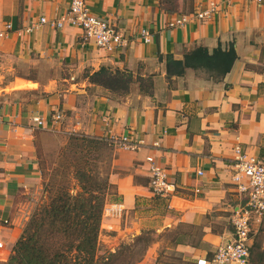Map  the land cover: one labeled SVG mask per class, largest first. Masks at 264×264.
I'll list each match as a JSON object with an SVG mask.
<instances>
[{"label": "crops", "instance_id": "0c3cea01", "mask_svg": "<svg viewBox=\"0 0 264 264\" xmlns=\"http://www.w3.org/2000/svg\"><path fill=\"white\" fill-rule=\"evenodd\" d=\"M71 1L0 0V30L12 24L0 37V248L11 251L42 189L35 133L55 129L108 137L115 146L109 171L115 193L101 235L126 236L155 222L157 231L173 233L170 243L189 264H198L232 237L239 205L235 147L264 160V0H86L127 39L115 50L86 41L80 27L38 24L42 16L51 21L65 14ZM210 2L217 7L210 17L169 25ZM231 44L238 56L224 77L194 68L168 77V54L183 59L197 45ZM102 66L131 72L129 90L92 82L89 75ZM148 77L150 93L140 80ZM56 108L65 111L64 120L53 119ZM148 156L167 171L164 196L151 190ZM153 198L165 212L135 213ZM182 226L200 229V238L186 240L190 232Z\"/></svg>", "mask_w": 264, "mask_h": 264}, {"label": "trees", "instance_id": "16d2710c", "mask_svg": "<svg viewBox=\"0 0 264 264\" xmlns=\"http://www.w3.org/2000/svg\"><path fill=\"white\" fill-rule=\"evenodd\" d=\"M237 56L233 44L228 48L218 46L213 50L197 45L183 59L168 54L167 75L169 78L180 76L187 68H194L222 78L231 70ZM89 78L120 93L127 92L134 79L129 71L111 70L106 66L90 74ZM140 80L144 84L142 88L150 93L153 80L150 77ZM108 144H113L108 137L72 133L67 150L61 152L54 174L63 175L61 171L72 166L80 191L72 193L66 178L58 176L56 182L50 181L51 187L56 190L55 195L47 205L37 208L31 215L13 246L10 259L4 264L108 263L109 257L99 254L102 220L110 193L108 190L112 187L109 171L104 173L99 169L103 161L102 151ZM250 235L252 242L246 264H264V216L258 231L255 234L250 232Z\"/></svg>", "mask_w": 264, "mask_h": 264}, {"label": "built area", "instance_id": "2783aa9c", "mask_svg": "<svg viewBox=\"0 0 264 264\" xmlns=\"http://www.w3.org/2000/svg\"><path fill=\"white\" fill-rule=\"evenodd\" d=\"M262 2L263 0H255ZM215 2H210L209 8L195 13L182 14L175 17L170 26L182 25L191 18L199 20L206 19L216 10ZM50 22L56 27H63L66 24L80 27L86 41H94L99 47L106 50H115L124 46L127 39L118 27L108 18L98 15L92 11L86 0H72L65 14L55 20L49 21L42 16L38 24ZM38 24L34 26H38ZM12 28L7 22L5 29L0 30V37L5 36ZM33 27L28 28L32 30ZM143 37L149 40V32L143 30ZM66 113L62 108L53 111V119L62 121ZM34 120L38 125H43V119L35 116ZM133 147V145H129ZM234 173L232 175L236 191L239 195V205L231 216V224L234 227L232 237L223 244H220L212 253L211 257L199 259L198 264H228L238 262L246 264L249 259V247L251 244L252 214L258 218L264 215V160L260 156L248 151L241 145L235 147ZM150 163V186L154 194L164 196L168 193L170 182L166 169L158 164L153 156H148ZM8 223V220H4ZM2 246V242H0Z\"/></svg>", "mask_w": 264, "mask_h": 264}, {"label": "rangeland", "instance_id": "374dc122", "mask_svg": "<svg viewBox=\"0 0 264 264\" xmlns=\"http://www.w3.org/2000/svg\"><path fill=\"white\" fill-rule=\"evenodd\" d=\"M35 135L38 147V158L41 166L42 189L38 195V199L31 215L37 208L47 205L52 200L56 190L51 187L50 181L56 182L55 178L58 176L67 179L72 193L80 191V185L73 175L72 166L64 168L63 171H61L63 175L57 176V174H54V169L59 166L61 152L67 150L72 133L66 134L52 129L37 131ZM114 150L115 146L108 144L102 151L103 161L100 162L99 169L104 173L111 170ZM68 155H70V153H68ZM108 191L110 192L107 195V198L109 199L114 196L113 194L115 192L113 187H110ZM165 209V206H163L159 200L153 198L148 204H139L135 213L144 212L151 218L154 215H158L159 212H165ZM263 216L258 218L255 214H252L251 232H253V234L258 231ZM156 225L157 223L152 222L151 225L143 227L141 232H137L138 234L134 233L132 229L131 234L126 236L119 235L117 231H107L103 235L100 233L99 254L107 255L109 257L107 264H189V257L184 252L176 249L174 243H170L173 233L166 230L159 232L156 229ZM195 229L196 228L188 226H182L179 228L182 232H190V235H186V240H189L190 242H193V240L196 242V240L200 238V229L197 231H195ZM12 249L10 251V248H0V264H4L10 259Z\"/></svg>", "mask_w": 264, "mask_h": 264}]
</instances>
